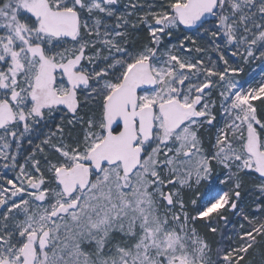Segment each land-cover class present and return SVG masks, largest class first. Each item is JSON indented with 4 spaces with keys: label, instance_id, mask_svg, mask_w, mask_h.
<instances>
[{
    "label": "snow or ice",
    "instance_id": "6c2138e0",
    "mask_svg": "<svg viewBox=\"0 0 264 264\" xmlns=\"http://www.w3.org/2000/svg\"><path fill=\"white\" fill-rule=\"evenodd\" d=\"M0 264H264V0H0Z\"/></svg>",
    "mask_w": 264,
    "mask_h": 264
},
{
    "label": "trees",
    "instance_id": "16d2710c",
    "mask_svg": "<svg viewBox=\"0 0 264 264\" xmlns=\"http://www.w3.org/2000/svg\"><path fill=\"white\" fill-rule=\"evenodd\" d=\"M254 66H256V65H253L252 68H253V70L255 71V67H254ZM252 68H250V69H246V71L252 72ZM255 72H256V73H259V70L255 71Z\"/></svg>",
    "mask_w": 264,
    "mask_h": 264
},
{
    "label": "rangeland",
    "instance_id": "374dc122",
    "mask_svg": "<svg viewBox=\"0 0 264 264\" xmlns=\"http://www.w3.org/2000/svg\"><path fill=\"white\" fill-rule=\"evenodd\" d=\"M255 67V71H257V70H259L256 66H254ZM254 70H253V68H252V72H253ZM259 78V76H257V79Z\"/></svg>",
    "mask_w": 264,
    "mask_h": 264
}]
</instances>
